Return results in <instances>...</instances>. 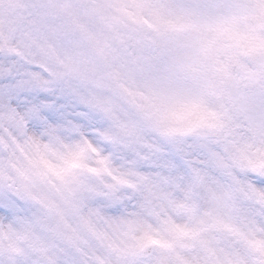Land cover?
I'll use <instances>...</instances> for the list:
<instances>
[{
    "label": "snow or ice",
    "instance_id": "snow-or-ice-1",
    "mask_svg": "<svg viewBox=\"0 0 264 264\" xmlns=\"http://www.w3.org/2000/svg\"><path fill=\"white\" fill-rule=\"evenodd\" d=\"M0 264H264V0H0Z\"/></svg>",
    "mask_w": 264,
    "mask_h": 264
}]
</instances>
